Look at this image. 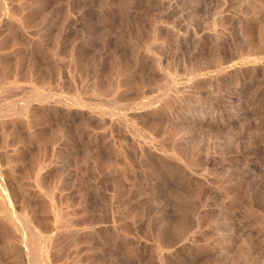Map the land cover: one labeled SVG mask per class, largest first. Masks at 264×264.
Returning <instances> with one entry per match:
<instances>
[{
    "label": "rangeland",
    "instance_id": "obj_1",
    "mask_svg": "<svg viewBox=\"0 0 264 264\" xmlns=\"http://www.w3.org/2000/svg\"><path fill=\"white\" fill-rule=\"evenodd\" d=\"M0 264H264V0H0Z\"/></svg>",
    "mask_w": 264,
    "mask_h": 264
}]
</instances>
